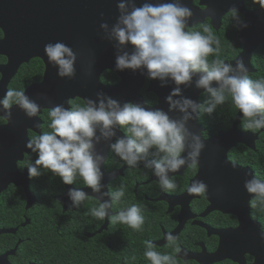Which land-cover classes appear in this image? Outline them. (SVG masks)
I'll return each mask as SVG.
<instances>
[{
	"label": "clouds",
	"instance_id": "obj_1",
	"mask_svg": "<svg viewBox=\"0 0 264 264\" xmlns=\"http://www.w3.org/2000/svg\"><path fill=\"white\" fill-rule=\"evenodd\" d=\"M252 3L264 9V0H252ZM118 10L120 15L111 28L106 22L101 24L106 38L117 42L116 68L120 71L146 69L148 78L161 81V87L167 86L169 80L174 82L176 87L166 98L168 111L146 109L130 101L121 104L103 91L96 94L95 100L85 98V106L77 104L65 108L60 104L50 107L49 127L52 131L29 140L27 148L38 153V159L27 168L30 179L43 174L41 166L62 178L66 185L73 184L77 176L81 177L101 201L99 207L91 209L93 217L101 221L110 219L111 223L126 224L139 231L145 221L138 205L121 210L110 218L108 210L124 196L125 186L121 184L112 193L102 191L104 173L101 165L105 163V156L97 152L96 146L115 137L110 149L128 167L135 168L143 163L144 168L158 177L163 190L175 191L177 184L170 179L169 173H177L185 165L198 164L205 148L201 139L203 134L192 132L188 122L198 119L201 112L212 115L218 106L231 98L247 119V130L264 129V80L250 78L243 58L236 59L235 66L220 59L221 42L207 24L203 26V34L188 31V22L194 13L180 0L159 4L145 2L141 6H137L136 0H120ZM207 10L215 14V9ZM229 11L234 26L249 27L237 7L233 6ZM44 50L49 63L58 67L61 78H75L77 54L71 47L56 42L46 44ZM213 55L216 59L209 61ZM193 82L197 89L208 94L203 104L183 95L181 86L191 87ZM0 105L8 122L12 119L13 105H18L29 118L38 117L41 110V105L25 91L13 89L7 91ZM175 111L182 114L180 118L170 116L169 113ZM117 129H123L127 138L117 136ZM184 153L187 155H182ZM244 186L250 195L256 197L252 207L264 206V182L253 177L246 180ZM207 191L208 185L196 180L188 194L204 195ZM68 195L74 208L80 207L89 197L88 193L77 189H71ZM105 196H110L111 201L104 200ZM261 232L264 239V230ZM165 238L169 246L175 245L178 239L172 233H167ZM146 247L145 256L152 264H176L172 255L156 251L153 242H146ZM176 251L181 249L177 246Z\"/></svg>",
	"mask_w": 264,
	"mask_h": 264
},
{
	"label": "flooded vegetation",
	"instance_id": "obj_2",
	"mask_svg": "<svg viewBox=\"0 0 264 264\" xmlns=\"http://www.w3.org/2000/svg\"><path fill=\"white\" fill-rule=\"evenodd\" d=\"M250 2L251 0H244V5L248 10L260 8V6L248 7L247 3ZM192 4L201 11L205 8V6L200 5V0H192ZM230 14L229 11L222 17L220 27L224 18ZM241 17L243 18L242 15ZM4 20L5 18L0 16V100L4 98L9 89L26 92L29 87L40 84L43 82L46 72L43 60L35 56L22 62L14 71L12 68L13 60H20L27 54V50L23 49L20 44H16L15 48L12 49L16 55L22 57L17 58L15 54L11 55L13 51L10 45L6 46L2 43L9 39L2 24ZM205 24L213 28L211 19L206 17L203 22L198 21L189 25L187 30L197 31L199 27ZM233 59L225 61L230 62ZM40 65L42 68L39 77L36 76L37 74L34 77H29V72L37 66L40 67ZM255 72H250L248 75ZM135 77L142 78L138 90L140 98L137 102H130L139 103L146 109H155L159 104V97L155 91L149 90L152 79L148 78L147 72L143 75L139 72L138 76ZM122 82L123 77L121 75L106 68L99 73L95 86H91L89 90L84 88L87 90L84 95L76 94L68 100L59 99L57 105L63 104L65 108L74 107L77 104L85 106V98L95 100L97 99L96 94L100 91H106V95L123 104L124 102L117 94L109 93L108 90ZM131 84L133 86L132 82ZM204 94L207 93L204 92L199 95L198 104L204 103ZM15 106L17 105H13L11 109L12 119L8 122L4 116L6 112L0 105V188L4 185L6 187L0 193V206L5 194L11 193L12 189H19L23 194L24 209L21 215L22 221L15 226L6 225L5 222H8L9 218L0 215V229L15 230L13 233L0 234V247L6 245L5 238L7 237L5 236L10 234L16 236L20 227L25 228L31 223L30 210L35 205H39L41 206V226L43 225V228L53 229L59 234L71 232L69 233L71 235L70 248L74 250V258L70 262L71 264H152L145 256L146 242H153L155 250L162 255H172L176 264H256V256L250 253V248L246 247L247 251H244V246L239 243L241 247L237 251L238 249L234 245L236 244L234 242L235 235L232 233L242 227L243 224L239 215L231 212L238 200L248 209V221H252V224L253 222L258 223L260 234H262L261 230H264V206L257 204L256 207H252L256 197H249L244 186L245 181L253 177L264 182V162L240 163L235 159V156L233 158V155L243 146L255 152L257 144H261L259 146L261 150H264V129L253 131L241 128L243 115L241 123L237 127L242 132L258 134L257 138L253 140L254 147L237 143L227 153L230 164H209L199 161L195 166L185 165L177 173L170 172V179L177 184L175 191L163 190L160 187L158 177L150 169L144 168L143 163L135 168L128 167L110 149V144L116 140L115 137L110 141H101L96 146L97 152L105 156V163L101 165V170L104 173L102 191L112 193L117 191L121 184L125 186L124 196L119 202L113 203L112 208L108 210L110 218L121 210H126L132 205H138L145 222L142 229L137 231L126 224L111 223L110 219L101 221L93 217L91 209L99 207L101 201L95 196L98 194L87 187L79 176L73 184L66 185L62 178L55 176L41 166L40 170L43 174L36 178H29L27 166L38 159V153L28 149L27 143L36 136L52 131L49 127L51 123L50 108H41L38 117L29 118L27 116L25 118L23 110L18 108L19 110L14 112ZM220 110H218L219 114ZM238 112L237 109L235 119L228 129H221L215 133L207 129L200 116L197 119L200 130L198 131L196 128L194 132L198 135L199 133L203 134L201 136L203 140L217 136L220 132H228L231 130ZM202 114L203 112H201ZM174 115L180 118L182 114L175 111ZM117 136L127 138L123 129H117ZM182 155H187V153ZM200 156H204V154L201 152ZM13 180L20 184L23 181V183L17 185ZM196 180L203 181L208 185V191L204 195L188 194V189ZM26 181L30 196L23 186ZM71 189H87L89 192L88 199L78 208L72 206L73 201L68 195ZM104 200L110 202L111 197L105 196ZM46 213L49 214V219L45 217ZM105 225L106 227H104ZM251 229L253 232L256 231L257 225H252ZM167 233H172L178 237L175 245L169 246L165 238ZM26 240L17 237L14 247L0 251V254L16 248V252L8 257L9 262L14 264L13 259L19 257L17 253L19 246ZM260 245L257 244L258 247ZM177 246L181 249L180 252L176 251ZM235 252L240 253L236 254ZM258 252L262 255L260 264H264V251L259 249ZM235 258L237 260H234ZM28 264L35 263L29 262Z\"/></svg>",
	"mask_w": 264,
	"mask_h": 264
},
{
	"label": "water",
	"instance_id": "obj_3",
	"mask_svg": "<svg viewBox=\"0 0 264 264\" xmlns=\"http://www.w3.org/2000/svg\"><path fill=\"white\" fill-rule=\"evenodd\" d=\"M119 2L120 0H0V16L6 20L2 24L9 38L2 43L6 46L10 45L11 49L15 48L16 44H20L23 49L27 50V54L22 57L21 55H16V52L12 49L13 54L11 55L15 54L17 58L22 57L18 61L13 60L12 68L14 71L18 65L27 61L30 57H39L45 63L46 72L43 82L29 87L25 92L32 100L40 104L41 108L56 106L59 104V99L68 100V98L76 94L84 95L91 86L96 85L99 73L106 68L116 71L123 77L122 83L108 89L109 93L117 94L124 103L129 101L137 102L140 98L138 90L142 83V78L135 76H138L139 72L143 75L147 70H118L116 68L115 47L117 42L108 40L106 33L101 28L102 23H108L111 28L117 22V18L120 15L118 10ZM145 2L159 4L173 3L175 0H136L137 6H141ZM180 2L192 9L194 13L189 25L198 21L203 22L208 17L211 19V25L216 30L220 28L222 17L233 6L237 7L239 13L243 16L244 22L248 23L249 27H237L238 40L242 44V50L235 59L230 62L225 61V63H232L235 66L236 59L243 58L249 73L255 72L251 60L256 49L264 44V9L260 7L248 10L244 5V0H200V5L205 6L202 11L198 7L193 6L192 0H180ZM207 9H215V14ZM56 42L65 43L77 54L75 78H61L58 75V67L49 63L44 50L45 45ZM131 47V45L128 46L129 51H131ZM134 84L136 85L134 86ZM214 86L216 85L214 84ZM175 87L176 85L171 80L165 87H161V81L155 82V80H151L149 90L155 91L159 97V104L156 108L168 111L169 104L166 102V98ZM181 87L183 95L197 103L199 95L205 92L203 89H197L195 82H193L191 87ZM84 88H87V90H84ZM104 93L107 94L106 91ZM174 99H179V97H174ZM18 108V105L15 106L14 112L20 109ZM169 114L175 117L174 112ZM242 115V112L239 111L231 130L228 132H220L217 136L207 140L201 138L205 148L202 150L204 156L199 157L200 162L230 164L227 153L237 143L254 147L253 140L257 138L258 134L242 132L237 127L241 123ZM23 116L27 117L24 111ZM175 118L178 119L177 117ZM188 127L192 132L196 128L198 131L200 130L197 125V119L190 120ZM13 182L17 185H22L23 183L21 181L20 184L15 180ZM23 186H25L27 194L30 196L27 190V181ZM4 188H6L5 185L0 188V193ZM83 191L89 193L87 189ZM248 196L252 197L254 195L248 193ZM236 204L231 212L237 213L243 224L242 227L232 232L235 235V248L238 249L237 251H239L240 245L244 246V251H247L246 247L250 248V253L256 256V264H260L262 255H260L258 250L264 251V245L259 225L256 222L252 224V221H248V209L240 203V200ZM252 225H257V229L254 232L251 229ZM13 232H15L13 229H0V234ZM257 244L261 245L258 247ZM16 250L15 248L0 254V264H11L8 257L13 255ZM234 260H237V258Z\"/></svg>",
	"mask_w": 264,
	"mask_h": 264
},
{
	"label": "trees",
	"instance_id": "obj_4",
	"mask_svg": "<svg viewBox=\"0 0 264 264\" xmlns=\"http://www.w3.org/2000/svg\"><path fill=\"white\" fill-rule=\"evenodd\" d=\"M247 6L253 8L259 5L253 4L251 0L250 3H247ZM203 26L197 29V31H201L202 34ZM236 30L237 27L234 26L231 14L224 18L219 30L212 28L213 33L221 42L219 58L224 61L235 58L242 49L237 38ZM214 59H216L215 55L209 57V61ZM251 63L253 68L256 69V72L249 74L250 78L254 80H264V44L257 48ZM41 68L42 65H40V67L37 66L34 70L29 72L28 76L34 77L35 74H37L36 76L39 77ZM207 96V94H204L205 99ZM218 110H220V114ZM236 112L237 108L232 103L231 98H229L224 105L218 106L212 115L203 113L201 119L204 125L207 126V129L215 133L221 129H228L235 119ZM216 113L218 114L216 115ZM246 123L247 119L243 118L240 127L245 129ZM259 145L261 144H257V150L255 152L243 146L233 155V158L235 156V159L240 163H249L251 161L262 163L264 162V150H261ZM23 209V194L21 190L12 189V192L5 194L2 199L0 215L4 218H9L8 222H5L6 225L15 226L22 221L21 215ZM40 210L41 206L39 205H35L31 208V214L29 215L31 223L25 228L20 227L16 236L12 234L5 236L7 237L5 238L6 245L0 247V251L13 248L17 237H22L27 240L19 246L17 251L19 257L13 259L14 264H28L29 262H34L35 264H71L70 262L74 258V250L70 248L71 235L69 233L71 232L59 234L53 229L43 228V225L41 226L42 215L40 214ZM45 217L48 219L50 218L47 213Z\"/></svg>",
	"mask_w": 264,
	"mask_h": 264
}]
</instances>
